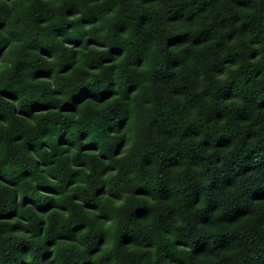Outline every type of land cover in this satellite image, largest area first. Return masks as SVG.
<instances>
[{
	"label": "trees",
	"instance_id": "16d2710c",
	"mask_svg": "<svg viewBox=\"0 0 264 264\" xmlns=\"http://www.w3.org/2000/svg\"><path fill=\"white\" fill-rule=\"evenodd\" d=\"M0 264H264V0H0Z\"/></svg>",
	"mask_w": 264,
	"mask_h": 264
}]
</instances>
